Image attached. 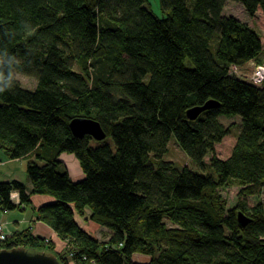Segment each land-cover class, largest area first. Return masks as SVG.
I'll return each instance as SVG.
<instances>
[{"label": "trees", "instance_id": "1", "mask_svg": "<svg viewBox=\"0 0 264 264\" xmlns=\"http://www.w3.org/2000/svg\"><path fill=\"white\" fill-rule=\"evenodd\" d=\"M228 1L264 23V0H159L160 17L147 0H0V47L36 80L33 91L18 81L0 93V153L30 159L32 187L0 182V209L52 197L36 220L67 243L57 253L26 229L0 250L46 251L61 264H144L135 255L146 264H264V203L247 202L264 193V82L233 74L261 64L264 42L224 16ZM208 101L219 106L187 118ZM221 116H238L242 127L226 159L216 153L231 134ZM77 118L99 123L113 145L92 148V137H75L69 125ZM172 135L206 173L164 160ZM62 154L77 159L83 180L62 168ZM230 187L238 200L227 209L220 190ZM86 209L108 241L77 224ZM239 212L250 219L245 227Z\"/></svg>", "mask_w": 264, "mask_h": 264}, {"label": "rangeland", "instance_id": "2", "mask_svg": "<svg viewBox=\"0 0 264 264\" xmlns=\"http://www.w3.org/2000/svg\"><path fill=\"white\" fill-rule=\"evenodd\" d=\"M147 3L149 5L148 7L154 12V14L156 16H159V17L162 16V14L160 13L159 0H147ZM224 16L234 17V18L238 19L239 21L252 26L254 28V30L260 35V37L262 38V40L264 42V23H263V21H261V19L258 20V19H255V18H252L251 16H249V14L246 12L244 6L241 3L234 2V1H228L226 8H225V11H224ZM262 18H263V16H262ZM260 21L262 23H260ZM218 40H219L218 34L215 33L213 36L211 45H210V52H211L212 57L216 61H217L216 50H217ZM260 60H261V64L264 65V54L261 55ZM256 65H257V62H252L249 65L245 66L244 68L234 69L233 74H235L238 77L245 79L246 81L250 82V77L254 73ZM234 72H236V73H234ZM19 82L23 88L28 89L30 91H33L36 87V80L32 77L26 76L25 74H23L20 77ZM220 122L225 127L231 128V134L229 136H227L224 139V141L220 145H218L216 148L217 156L221 159H226L229 157V155L231 153V149L234 145L232 140L236 141L237 135L242 130L241 119L238 116H231V117L221 116ZM105 143L113 145L112 140L110 138L106 139ZM99 145H100V143L95 141V140L91 142L92 148L98 147ZM164 160L169 161V162H173L175 167L178 170H181L185 166H187L191 170L198 172V173H201V174L207 172V171L206 172L202 171L200 168L196 167L189 160L187 155L178 146L176 138L173 135L170 138V141L168 143V153L164 157ZM238 191H239V189L237 187H230V188L225 189V190H220V193L222 194V196L227 201V209H231L236 204V202L238 200ZM10 198H12V197L10 196ZM13 201L14 200L11 199V202L15 206H17L18 204L16 202L14 203ZM247 202H248L249 206H255V205L259 204L260 202L264 203V193L248 198ZM5 234L7 236H9L7 239H9L10 237L13 236V234H10V235L7 233H5ZM99 236L101 237L102 240L105 239L104 230H102L101 235H99ZM2 242H4V241H0V243H2ZM66 247H67V243H66ZM147 259H148L147 257L138 256V255H135V257L133 258V260L135 262H140V263L146 261Z\"/></svg>", "mask_w": 264, "mask_h": 264}, {"label": "crops", "instance_id": "3", "mask_svg": "<svg viewBox=\"0 0 264 264\" xmlns=\"http://www.w3.org/2000/svg\"><path fill=\"white\" fill-rule=\"evenodd\" d=\"M225 11V10H224ZM29 158L20 160H7L0 153V182H19L26 186L27 191H31L32 187L26 174ZM62 168L68 172L74 182L84 179L79 162L73 155L62 154L59 158ZM54 199L50 196H32V208L25 210L16 209L9 212H3L0 209V223L4 224V232L13 234L30 229L35 237L51 241L54 244L57 253L66 249V243L62 241L57 234L46 224L36 220V210L40 207L53 203ZM90 210L86 209L84 216H75L77 224L90 235L102 242L109 239V231L106 228L99 227L93 223L88 217ZM102 230L105 232V239H101ZM148 263V259L144 262Z\"/></svg>", "mask_w": 264, "mask_h": 264}, {"label": "water", "instance_id": "4", "mask_svg": "<svg viewBox=\"0 0 264 264\" xmlns=\"http://www.w3.org/2000/svg\"><path fill=\"white\" fill-rule=\"evenodd\" d=\"M215 101H208L203 106L194 107L187 111L189 120H196L203 112L218 107ZM70 129L77 138L90 136L95 141L101 142L106 139V133L99 123L89 119H73L70 122ZM238 223L241 227H245L250 223L241 212L238 213ZM0 264H61L58 258L46 251H30L25 247L2 249L0 250Z\"/></svg>", "mask_w": 264, "mask_h": 264}, {"label": "clouds", "instance_id": "5", "mask_svg": "<svg viewBox=\"0 0 264 264\" xmlns=\"http://www.w3.org/2000/svg\"><path fill=\"white\" fill-rule=\"evenodd\" d=\"M30 30V26H25ZM8 35V33H6ZM21 58L10 54L6 47H0V93L11 90L23 75Z\"/></svg>", "mask_w": 264, "mask_h": 264}, {"label": "built area", "instance_id": "6", "mask_svg": "<svg viewBox=\"0 0 264 264\" xmlns=\"http://www.w3.org/2000/svg\"><path fill=\"white\" fill-rule=\"evenodd\" d=\"M236 73V72H234ZM264 81V65L257 64L254 70V73L250 77V82L256 86H259ZM11 199H13L14 203H19V196L17 192H13L11 194ZM9 236H7L4 232V224L0 223V241H5Z\"/></svg>", "mask_w": 264, "mask_h": 264}]
</instances>
